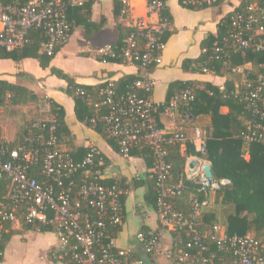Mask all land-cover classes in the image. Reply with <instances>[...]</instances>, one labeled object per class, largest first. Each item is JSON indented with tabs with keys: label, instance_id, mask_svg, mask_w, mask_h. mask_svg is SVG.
<instances>
[{
	"label": "built area",
	"instance_id": "obj_1",
	"mask_svg": "<svg viewBox=\"0 0 264 264\" xmlns=\"http://www.w3.org/2000/svg\"><path fill=\"white\" fill-rule=\"evenodd\" d=\"M85 1L0 0V47L8 50L22 48L28 42L32 28H43L48 35L43 51L54 55L57 48H62L71 37L69 8L83 5ZM119 1L122 6L119 19L122 26L129 29L124 44L118 51L109 46L100 48L99 52L135 64L143 73L132 89L124 93L117 91L115 81H107L102 89L103 100L94 102L92 97L89 98L95 107L90 122H103L109 136L118 139L124 156H129L135 146L150 147L154 156L150 176L156 178L159 190V225L137 233L143 256L118 246L111 228L124 224L122 198L130 189L99 182L106 160L94 144L88 145L83 161L76 163L59 144L53 117L33 122L29 128H37L40 133L27 136L25 143L17 148H7L0 154V243L8 223H28L48 228L57 235L58 242L50 248L48 256L63 264H159L164 256L181 264H264V237L229 235L220 224L208 230L200 227L201 210L203 205L209 204V198L200 201L198 194L192 193L193 210L188 214L176 209L169 201L170 197L187 192V182L210 197L231 180L214 176L212 182L201 166L197 169L187 166V162L193 159L200 160L201 164L210 163L205 158L208 135L201 128L196 127L190 139L186 126L178 120L169 131L160 126L159 112L171 116L183 102L196 98L194 88L181 90L164 102H155L150 97L154 87L150 71L162 62L161 53L166 47L163 33L172 30V24L163 14L164 1L142 0L144 12L140 15L134 12L136 1ZM218 1L183 0V3L212 6ZM229 22L227 36L213 45V58L228 65L231 51L264 52V5L253 2L244 10L234 11ZM245 83L246 87L237 85L232 94L250 113L249 129L236 136L245 144L244 156L249 158L247 147L253 142L264 143V72L258 75L256 83ZM138 89L146 94L137 93ZM78 93L86 94L82 88H78ZM103 107L108 109L106 113H103ZM46 130L48 136L45 138L43 131ZM189 140L200 155H190L186 162V177L171 183L168 180L172 168L168 161V146H184ZM6 153L8 159L4 158ZM39 163L41 180L30 172V168ZM79 169L85 170V176L80 181V189L74 190L75 182L71 176ZM3 182L7 183L4 190L1 189ZM184 229L191 235L186 244L172 240L173 243L166 246L168 233ZM2 255L0 249V264Z\"/></svg>",
	"mask_w": 264,
	"mask_h": 264
},
{
	"label": "trees",
	"instance_id": "obj_2",
	"mask_svg": "<svg viewBox=\"0 0 264 264\" xmlns=\"http://www.w3.org/2000/svg\"><path fill=\"white\" fill-rule=\"evenodd\" d=\"M4 2H12L13 0H3ZM67 1V0H66ZM94 0H87L83 5L71 6L68 10V18L71 22V35L74 33L76 27L83 26L86 28L88 34L94 29L96 32L100 27L99 24L91 20L92 16V4ZM164 1L163 14L168 18L172 24L173 18L167 7V0ZM181 4L190 9H204L208 8V5L193 6L186 5L183 0H180ZM219 2V1H218ZM216 2V3H218ZM257 2L260 5H264V0H240V4L234 9V11L244 10L251 3ZM215 3V4H216ZM121 3L119 0H115V14L119 18L121 13ZM233 11V12H234ZM228 13L220 23L219 33L217 36L210 35L203 42V49L201 56L194 60H186L184 67L186 70H194L198 72L214 71L217 74H223L225 72H231L234 68L244 66L248 63H252L253 68L246 70L247 79L245 82L250 81L256 83L257 77L260 73L264 72V52H253L250 50L232 52L228 61V65H224L221 61L213 58V45L217 40L223 41L227 36V31L230 26ZM120 38L114 46L115 50H120L124 44V39L129 29L120 26ZM172 30H166L163 33V39L166 41ZM48 35L43 28H32L28 33V42L22 48L15 50H8L7 48L0 47V62L12 61L14 63H21L24 60H35L41 66L42 69L50 67L51 73L62 77L68 81L67 93L73 96L75 100V111L77 119L85 125L94 128L98 133L105 137L109 145L118 153L122 154V150L117 138L109 136L106 131V127L103 122L91 123L90 119L95 114V107L90 104L89 98H93L94 102L101 101L104 98L102 89L107 83L102 85H86L77 83L74 78L62 69L52 66V62L55 59L57 53L61 48H57L54 55H48L43 51L44 43L47 41ZM157 54V53H156ZM100 60L108 62H123L120 57H112L109 55L100 56ZM193 64V69L191 65ZM23 73V72H22ZM141 78V75L128 74L124 75L115 81L118 92H125L132 87L134 82ZM243 81L237 85L246 87L247 83ZM200 84V88L197 87ZM233 81H227L224 87L212 84L210 82H198L196 80H175L170 83L167 92V100L172 98L175 94L181 90L187 88H194L196 91V98L190 102H183L182 105H186L193 112L208 114L212 118L211 126L207 130V154L205 158L208 159L212 166L214 176L217 179L228 178L231 183L222 186L217 192V205L220 207L228 208L230 210L224 222L220 223L216 219V215L212 210L207 211L205 208L208 204L203 205L201 210L200 227L203 230H208L215 224H220L228 232L229 235H247L252 234L255 237H264V143L253 142L247 149L250 152V157L245 158V144L236 136L247 131L250 127V113L245 108L244 103L232 94L237 86ZM78 88L85 90L86 94L81 95L78 93ZM93 89L94 91H92ZM91 90V91H90ZM142 95H145L144 90L138 89ZM46 98V97H45ZM41 100V97L30 87L18 82L10 81L0 76V108L7 110H14L16 107H21L29 103H37ZM46 102L50 111V118L55 119L56 129L54 130L60 145L66 143L68 145L67 152L78 163L83 161L88 153V147L77 145L73 133L66 121V112L62 105L56 102L52 98H46ZM223 106L229 107L228 113H223L221 108ZM107 108H103V113L107 112ZM161 113L159 112L158 119L160 121ZM44 120V119H42ZM46 120V119H45ZM37 120H25L20 122L16 131V136L13 140H7L3 137V129L0 123V154L5 149L17 148L22 143H25L26 137L29 135H35L40 133L37 128L30 129L29 126ZM50 126V122H47ZM162 127V124L160 123ZM45 138L48 136V131H43ZM169 157L168 161L171 163V172L168 177L169 182H178L180 179L186 177V162L190 155H200L195 150L194 146L189 144V149L186 152H182L180 144L169 145ZM130 156L141 157L148 168H152L154 156L153 152L148 145L135 146L130 151ZM8 159V153L4 156ZM106 164L108 160L105 158ZM42 163V162H41ZM98 167V166H97ZM37 167L30 168V172L33 176L41 180V175L38 172ZM85 170L79 169L73 173L71 178L75 182L74 190L80 189L81 180L85 176ZM92 180L89 178L88 180ZM100 183L106 185L118 184L123 189H129V186L125 183V180L121 179H99ZM189 188L182 196L170 197L169 201L176 209H179L185 213H191L192 203L190 201L191 194H198L200 201H205L209 198V195L200 193L191 182H187ZM7 183L3 182L2 190L6 188ZM135 188L146 186L145 200L147 203L158 208V187L156 178L150 176V173L146 175V178H135L133 181ZM123 205L125 207L126 196L123 198ZM126 215H124V218ZM209 223L211 226H209ZM12 223L7 224V231L3 234L2 242L0 243V249L3 253L2 261L4 258L5 249L9 241H11L13 235L18 232L11 229ZM23 230H37V231H51L48 228L39 226L37 224L23 223ZM9 229V230H8ZM122 230V227H112V235L116 236ZM146 227L143 231H147ZM172 240L182 241L181 244H186L191 235L184 229L177 233H171Z\"/></svg>",
	"mask_w": 264,
	"mask_h": 264
},
{
	"label": "crops",
	"instance_id": "obj_3",
	"mask_svg": "<svg viewBox=\"0 0 264 264\" xmlns=\"http://www.w3.org/2000/svg\"><path fill=\"white\" fill-rule=\"evenodd\" d=\"M135 1L134 12L140 15L144 12L143 2L142 0ZM166 4L173 18L172 33L165 41L166 47L161 53L162 62L154 66L150 71V77L154 82L153 91L150 94L152 100L155 102L167 101L168 87L175 80L210 82L220 87H224L228 80L233 81L236 85L245 80L247 77L246 70L253 68L252 63L223 74H217L206 69L205 72L186 70L184 67L186 60H194L201 56L206 49H203V42L210 35H218L219 26L223 18L234 11L240 4V0H220L218 3L204 9L187 8L181 4L180 0H167ZM91 20L99 24L100 28L96 32L92 29L88 34L85 27H76L68 43L60 49L51 65L71 75L77 83L93 86H100L109 80L116 81L128 74L142 76L143 71L135 64L124 61L117 63L100 60V56L106 55L101 54L99 49L116 46L121 36L119 28L122 24L115 14V0H94ZM191 67L193 69V64ZM0 76L26 85L38 93L40 97L42 95L46 98H52L62 105L75 143L85 147H88L90 143L96 145L108 160V165L104 169L102 178L125 180L130 192L126 196V217L124 218V224L121 226L122 230L117 235V244L122 248L132 250L138 256H143L144 250L137 240V233L142 231L144 227L148 230L157 228L159 225L158 212L145 200L146 186L135 188L133 181L139 177L146 178L151 168H148L141 157L124 156L118 153L109 145L105 137L94 128L80 122L76 116L75 100L66 91L68 81L52 74L50 67L44 70L35 60H24L17 64L12 61H2L0 62ZM197 87L200 88V84H197ZM131 89L132 87L128 90ZM91 90L94 91L93 89ZM136 92L141 94L139 90ZM47 108L49 111L48 105ZM221 110L223 113H228L230 109L228 106H223ZM175 120L182 122L186 126L190 139H192L196 127L201 128L207 134L212 122L210 115L204 113L195 114L189 107L182 104L171 116L161 114L159 122L164 130L169 131ZM3 137L10 140L5 135ZM189 144L194 146L196 150V146L189 140L186 145L181 146L183 153L189 149ZM61 146L68 150L66 143H62ZM208 202L209 204L205 209L213 212L214 208L216 219L220 223L224 222L230 210H225L228 208L220 207L219 205L216 206L217 193L210 195ZM211 224L213 223H209V226ZM22 226V224L12 225L11 229L16 230L18 233L13 235L11 241L19 236L22 241L30 239L33 243L39 242L44 247L46 258L50 260L48 252L50 248L57 244V235L53 231H26L23 230ZM11 241L7 244L1 264H5L6 251ZM172 243L171 233H168L165 244L170 246ZM50 264L63 263L50 260ZM159 264L181 263L164 256L160 258Z\"/></svg>",
	"mask_w": 264,
	"mask_h": 264
},
{
	"label": "rangeland",
	"instance_id": "obj_4",
	"mask_svg": "<svg viewBox=\"0 0 264 264\" xmlns=\"http://www.w3.org/2000/svg\"><path fill=\"white\" fill-rule=\"evenodd\" d=\"M47 105L45 96L41 95V100L37 103L18 106L14 110L0 108L3 135L9 137L10 140L11 138L14 139L20 122L48 119L50 115ZM201 157L203 158L204 156L201 155ZM45 255L46 252L41 243H33L30 239L22 241L18 236L8 245L5 264H50L51 259H47Z\"/></svg>",
	"mask_w": 264,
	"mask_h": 264
},
{
	"label": "water",
	"instance_id": "obj_5",
	"mask_svg": "<svg viewBox=\"0 0 264 264\" xmlns=\"http://www.w3.org/2000/svg\"><path fill=\"white\" fill-rule=\"evenodd\" d=\"M187 166L189 167V169H197L198 167L201 166L204 169V171L206 172L209 179L212 182L214 181L213 166L211 164H209V163L201 164L200 160L193 159V160L187 162Z\"/></svg>",
	"mask_w": 264,
	"mask_h": 264
}]
</instances>
